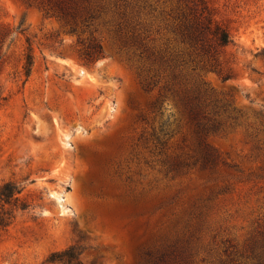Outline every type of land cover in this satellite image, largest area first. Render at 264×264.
<instances>
[{"label": "rangeland", "instance_id": "rangeland-1", "mask_svg": "<svg viewBox=\"0 0 264 264\" xmlns=\"http://www.w3.org/2000/svg\"><path fill=\"white\" fill-rule=\"evenodd\" d=\"M89 1L68 24L0 0V185L27 203L0 264H264V0H204L233 37L217 64L177 30L200 0Z\"/></svg>", "mask_w": 264, "mask_h": 264}, {"label": "trees", "instance_id": "trees-1", "mask_svg": "<svg viewBox=\"0 0 264 264\" xmlns=\"http://www.w3.org/2000/svg\"><path fill=\"white\" fill-rule=\"evenodd\" d=\"M36 3L39 7L47 12H52L61 17L68 24H76L78 19L88 23L94 18L92 7L89 5V0H29ZM201 1V7L196 11L193 19H180L177 28L180 39L188 45L190 53L196 57H205L208 61H213L217 64V55L233 41L231 30L228 25L217 20L213 10L209 7L206 1ZM72 26V25H71ZM76 27L73 26V31ZM139 48L142 50L141 55L151 59L153 53L149 50L144 42L139 43ZM86 58L89 62L95 61L102 56L100 44H95L94 51L91 53L87 50ZM158 57H154L153 61L157 62ZM33 63L32 55L27 56L25 66L26 73L29 74ZM212 64V67L215 65ZM217 68V66H214ZM222 73V70H220ZM225 78H230L229 74ZM199 114V112H198ZM213 130L219 129L216 125L212 126ZM163 131V129H161ZM159 141L164 144L165 142ZM22 186L16 181L9 180L0 185V233L7 229L15 221L17 212L27 208V203L21 197ZM81 251L76 246H69L60 251L50 253L47 258L49 263L60 264H84L80 258ZM145 264H169L166 253L158 254L154 260L146 261Z\"/></svg>", "mask_w": 264, "mask_h": 264}]
</instances>
